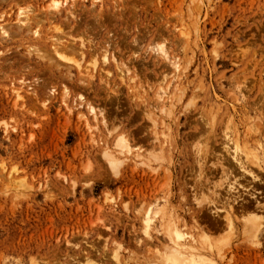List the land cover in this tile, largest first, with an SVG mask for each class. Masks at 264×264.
Wrapping results in <instances>:
<instances>
[{"label": "rangeland", "instance_id": "1", "mask_svg": "<svg viewBox=\"0 0 264 264\" xmlns=\"http://www.w3.org/2000/svg\"><path fill=\"white\" fill-rule=\"evenodd\" d=\"M0 24V264H264V0H0Z\"/></svg>", "mask_w": 264, "mask_h": 264}, {"label": "bare ground", "instance_id": "2", "mask_svg": "<svg viewBox=\"0 0 264 264\" xmlns=\"http://www.w3.org/2000/svg\"><path fill=\"white\" fill-rule=\"evenodd\" d=\"M28 13L29 12H26V11H23V12H20L19 14H18V16H19V18L18 19H16V23L18 24H15L14 26H16L17 27V30L19 29L20 31H22L21 29H24V28H29V29H31V30H34V31H32V34H34V35H36L37 34V31L35 30V29H33L32 28V26L31 25H29L28 23L30 22V17H29V15H28ZM3 25H1L0 24V36H2V35H7V30H6V28H4V27H2ZM31 26V27H30ZM27 32H29V30H27ZM38 36V35H37ZM0 41H2V40H0ZM81 44V43H80ZM58 46V45H57ZM80 48V47H79ZM56 49V48H55ZM33 50V49H32ZM29 53H30V51H29ZM58 53V52H57ZM165 53V52H164ZM40 54V53H39ZM56 54V53H55ZM105 54V53H104ZM166 54V53H165ZM56 56H59V55H57L56 54ZM164 56V55H163ZM82 57V56H81ZM103 57V56H102ZM62 58V57H61ZM65 59V58H64ZM169 60V59H168ZM103 61H105L104 59H103ZM170 61V60H169ZM176 62V61H175ZM76 64V63H75ZM171 64V66L174 68V66H175V64H177V62L176 63H174V62H171L170 63ZM117 65V64H116ZM123 65V64H122ZM74 66V65H73ZM75 67H77L76 65H75ZM116 67V66H115ZM176 70V69H175ZM124 73V72H123ZM121 74V73H120ZM130 79V78H129ZM52 90H53V88H51ZM54 91V90H53ZM14 92H15V90H14ZM49 93V92H48ZM55 93V92H54ZM51 95V94H50ZM50 95H48V96H50ZM161 95V94H160ZM164 95V94H163ZM16 97H19V93L18 92H16ZM159 103V102H158ZM80 104V103H79ZM92 108V107H91ZM88 110V109H87ZM90 110V109H89ZM91 111V110H90ZM93 111V110H92ZM89 112V111H88ZM90 114V113H89ZM83 116V115H82ZM93 117V116H92ZM102 119V118H101ZM151 119V118H150ZM154 122V121H153ZM153 124V123H152ZM156 128V127H155ZM154 130V129H153ZM154 132V131H153ZM152 136H154V135H152ZM153 139V138H152ZM155 141V140H154ZM121 145V144H120ZM121 147V146H120ZM235 150V149H234ZM108 152V151H107ZM109 153H111V152H109ZM228 153V152H227ZM104 155V154H103ZM105 157H106V159L108 160V163H109V165H110V167L113 169V170H115L116 169V167H117V165H116V163H114V159H113V157L112 156H110L109 154H106V155H104ZM114 156V155H113ZM119 156V155H118ZM234 156V155H233ZM115 157H117V156H115ZM235 157H236V155H235ZM235 157H233V158H235ZM240 158V157H239ZM116 159H118V158H116ZM154 159H155V157H154ZM237 159V158H236ZM105 160V159H104ZM119 160V159H118ZM239 161V160H238ZM242 161V160H241ZM121 163V162H120ZM237 163H239V162H237ZM242 163H243V161H242ZM240 165V164H239ZM241 166H242V164H241ZM240 166V167H241ZM243 166H244V164H243ZM242 166V167H243ZM228 204V206H231V204L229 205V203H227ZM172 232V231H171ZM163 236V235H162ZM165 237V236H164ZM181 237H184V236H181ZM168 239L169 240H174V239H176V237H174V236H171V235H169L168 236ZM168 240V241H169ZM206 240V239H205ZM170 242V241H169ZM175 243V245L176 246H180L179 248H181L182 250H184V252L186 251V249L181 245V242L177 239V241L176 242H174ZM173 246H174V244H172ZM171 248V247H170ZM173 248V247H172ZM180 249V250H181ZM168 250V249H167ZM170 251V250H169ZM188 251V250H187ZM189 252H191V251H189ZM193 252V251H192ZM182 253V252H181ZM186 253V252H185ZM192 254V253H191ZM180 255V252L179 251H177V250H172V251H170L168 254H167V259L165 260L166 261V264H180L181 262H183V260H182V258L179 256ZM183 255V254H182ZM186 255V254H185ZM187 261H188V259H186ZM193 261V260H192ZM185 262V261H184Z\"/></svg>", "mask_w": 264, "mask_h": 264}]
</instances>
